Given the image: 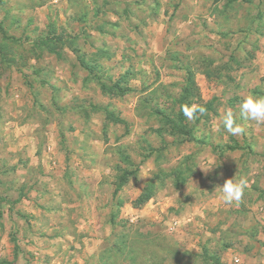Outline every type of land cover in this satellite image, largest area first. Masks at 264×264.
I'll use <instances>...</instances> for the list:
<instances>
[{
	"label": "rangeland",
	"instance_id": "rangeland-1",
	"mask_svg": "<svg viewBox=\"0 0 264 264\" xmlns=\"http://www.w3.org/2000/svg\"><path fill=\"white\" fill-rule=\"evenodd\" d=\"M188 5L0 0V264H264V123L239 107L261 44L189 54ZM243 13L264 26V0Z\"/></svg>",
	"mask_w": 264,
	"mask_h": 264
},
{
	"label": "crops",
	"instance_id": "crops-1",
	"mask_svg": "<svg viewBox=\"0 0 264 264\" xmlns=\"http://www.w3.org/2000/svg\"><path fill=\"white\" fill-rule=\"evenodd\" d=\"M177 2L180 3V7H178L180 10L185 8L189 3L188 6L192 8L190 12L195 14H189L188 12L182 17L183 19L188 18L184 23L185 28L195 20L200 21L201 23V25L198 26L200 29H198L197 32L193 29L186 30L185 36H187L186 41H188L186 45L188 50L186 51L189 54L196 48H199L203 50L201 52H204V54L207 55H203V57L206 60L209 59L208 62L220 60L222 59L221 55H219L218 58L213 59L208 58V53L214 51L215 55H217L218 52H222V39L224 40L226 35H228L232 42V47L230 52H226V54H231L233 51H235L236 54L239 51L240 53L244 51L251 52V50H254L253 43L260 42L261 52L260 54L258 53V55H260L258 59L264 58V26L258 25L261 23V20H259L260 18L257 20L258 24H248L246 26L241 25V19L243 18L242 15H244L243 12L247 10L248 13H246V15H251L253 5L257 0H177ZM202 3H206L205 6ZM178 12L179 11H177V13ZM200 12H203V14L199 19L196 17V14ZM225 13L227 15H225ZM176 16L179 17L178 15ZM199 39L201 41L200 44H198ZM239 43L240 45L238 46ZM248 54L247 57H249ZM232 56V58H235L234 55ZM245 56L246 54L244 53L242 57ZM236 57L241 58L239 54ZM205 74L206 73L203 71L204 76Z\"/></svg>",
	"mask_w": 264,
	"mask_h": 264
},
{
	"label": "clouds",
	"instance_id": "clouds-1",
	"mask_svg": "<svg viewBox=\"0 0 264 264\" xmlns=\"http://www.w3.org/2000/svg\"><path fill=\"white\" fill-rule=\"evenodd\" d=\"M239 107L240 113L245 119L258 124L264 123V97L248 95L240 102ZM183 111L187 118L195 119L197 112L203 114L206 110L201 106L196 108L185 107ZM221 122L225 130L232 134H238L243 131L237 124L231 109H225ZM247 186L246 178H240L239 180L230 178L225 179L222 185L216 186L213 192L218 193L219 199L225 205L238 204Z\"/></svg>",
	"mask_w": 264,
	"mask_h": 264
}]
</instances>
